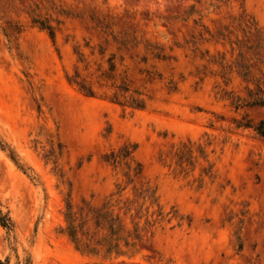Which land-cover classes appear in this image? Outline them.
Returning a JSON list of instances; mask_svg holds the SVG:
<instances>
[{
  "label": "rangeland",
  "instance_id": "rangeland-1",
  "mask_svg": "<svg viewBox=\"0 0 264 264\" xmlns=\"http://www.w3.org/2000/svg\"><path fill=\"white\" fill-rule=\"evenodd\" d=\"M249 94L264 98V0H0V260L264 264ZM68 205L140 240L80 252Z\"/></svg>",
  "mask_w": 264,
  "mask_h": 264
},
{
  "label": "trees",
  "instance_id": "trees-1",
  "mask_svg": "<svg viewBox=\"0 0 264 264\" xmlns=\"http://www.w3.org/2000/svg\"><path fill=\"white\" fill-rule=\"evenodd\" d=\"M41 28H46L51 37H53L52 31L44 23H40ZM247 72L242 73L245 77ZM249 96H251L249 94ZM251 100L246 102V105H257L264 107V98L260 96L250 97ZM238 103L235 107H239ZM239 126L246 128H252L255 134L261 138H264V118L258 120L255 124H252L249 120L244 123H239ZM90 211H86L85 220H82L78 224L75 223L76 216L72 211L71 206L68 205L65 217V230L64 233L67 235L69 240L73 243L76 250L85 252L90 255H97L101 250L106 255L114 254L120 256L126 254L131 248H133L137 241L140 240L139 234L134 230L131 234H123V227L117 217L112 216L111 213L104 210L92 211V215L88 218ZM3 223L2 219H0ZM92 220L95 231L90 232L88 228V221ZM87 223V230L84 229V225ZM84 236V241L82 237ZM123 248L125 250H123ZM0 264H6L0 260Z\"/></svg>",
  "mask_w": 264,
  "mask_h": 264
}]
</instances>
